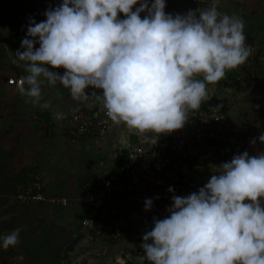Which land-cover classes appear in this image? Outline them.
Returning <instances> with one entry per match:
<instances>
[{"label": "crops", "instance_id": "0c3cea01", "mask_svg": "<svg viewBox=\"0 0 264 264\" xmlns=\"http://www.w3.org/2000/svg\"><path fill=\"white\" fill-rule=\"evenodd\" d=\"M27 1L18 0L15 6L22 21L39 25L35 30L9 32L0 25L5 30L0 29V38L7 41L0 51V71H19L15 84L22 92L0 95V264H121L129 260L126 249L133 235L154 222L145 203L138 197L116 202L119 225L128 232L119 244L81 231L80 221L95 184L122 163L134 145L141 127L137 117L151 119L154 91L177 59L158 48L153 22L125 13L118 1L108 7L102 22L85 14V6H90L85 1L32 0L23 5ZM172 3L179 23L199 38V52L193 55L202 84L198 105L218 109L223 99H233L236 106L228 116L248 125L249 134L239 140L247 143L252 136L255 142L247 143L248 155L256 157L263 148L259 138L264 133V68L259 66L257 75L244 76L230 88L215 80L216 71L231 75L241 67L231 70V59L220 55L219 44L232 35L223 26L244 34V0ZM34 6L40 15L26 14ZM212 58L214 65L207 66ZM201 76L207 79L201 81ZM84 109H108L115 119L102 135L69 137L71 115ZM189 157L194 162L185 166L193 192L185 212L190 217L194 212L190 220L195 229L186 240L163 244L160 264H197L194 259L207 245L204 230L220 232L217 223L223 216L215 204L231 180L215 175L217 166L210 162L231 161L214 153L209 144L192 140L185 158ZM32 175L40 177L45 194L63 196L66 204L18 205L15 195ZM131 176L136 180V172ZM195 191L200 192L197 199Z\"/></svg>", "mask_w": 264, "mask_h": 264}, {"label": "built area", "instance_id": "2783aa9c", "mask_svg": "<svg viewBox=\"0 0 264 264\" xmlns=\"http://www.w3.org/2000/svg\"><path fill=\"white\" fill-rule=\"evenodd\" d=\"M90 4L89 17L103 21L108 15V7L120 2L123 11L131 16L153 22L157 29V46L169 57L177 59L172 67L160 78L154 91V106L148 122L137 119L141 124L135 143L128 151L124 162L110 173L102 176L88 195V208L80 221V230L90 232L97 238L119 244L128 232L119 225L116 202L129 198H140L154 217V222L146 230L133 235L128 246L135 262L121 264H158L160 247L172 240H186L192 235L195 224L188 216V196L193 187L189 186L185 162L190 140L197 143L215 142L246 160L249 147L255 139L249 136L247 143L240 142L239 136L249 134L244 120L232 121L228 111L236 106L233 99H223L220 108L204 109L196 101L199 64L193 55L199 52L197 35L187 29L174 14L172 0H78ZM230 55L241 58V67L231 79L221 76L222 87L230 88L244 76L257 71L259 51L256 44L246 40L241 34H232L221 45ZM241 53V54H240ZM199 86H202L200 83ZM191 95V96H190ZM115 119V113L108 109L101 112L78 111L71 115L72 128L69 137L102 135ZM264 148V133L259 138ZM236 166L224 163L215 167V172L228 173ZM136 172V180L131 175ZM244 187L237 188L233 195L244 193ZM222 188L216 208H224L223 201L230 194ZM235 195V196H236ZM18 205L47 204L63 206L67 200L63 196L47 195L38 175H32L15 195ZM230 201L238 212L239 207ZM226 208V207H225ZM239 216V212L236 213ZM192 222V225H191Z\"/></svg>", "mask_w": 264, "mask_h": 264}, {"label": "rangeland", "instance_id": "374dc122", "mask_svg": "<svg viewBox=\"0 0 264 264\" xmlns=\"http://www.w3.org/2000/svg\"><path fill=\"white\" fill-rule=\"evenodd\" d=\"M17 1L18 0H0V19L2 21L0 25H3V27L6 26L9 32L26 30L28 28L29 30H35L36 27L39 26L36 22L27 24L28 22L22 21V14L17 6H15ZM27 4L31 5L32 0L23 3L25 6ZM34 8V10H26V14L40 15L39 9L35 6ZM26 25L29 26L26 28ZM3 27H0V29L4 32L5 30ZM222 30L233 34L229 28H224V26ZM243 35L246 40L258 46L257 48L259 49L260 56L257 71L252 74L257 75L256 73L259 72V66H261L260 70L264 68V0H244ZM10 38L12 37L10 36ZM225 41L226 40L219 44V46L221 47ZM6 42L5 39L0 38V51H3L5 47L4 43ZM221 49L219 48L221 52L220 55L222 56L223 54V57L231 59L227 64L230 65V68L232 67V71H237L241 64L239 57L230 55L227 51ZM211 65H214L213 58L207 61V66ZM217 65L221 67L224 64L218 62ZM18 72L19 71L15 68L10 71H0V95L22 93L15 84L16 78L21 74H18ZM22 73L25 76L27 75L26 72ZM215 74L217 75L215 80L216 78L221 80V76H227V74L225 75L223 71L219 70L216 71ZM204 79H207V76L206 78L202 77L201 81ZM3 80H12L14 83L13 85H6V83L4 85ZM261 151L264 153L263 148ZM262 152L257 154L256 157L247 155L246 162H243V168H240L237 162H230V164L237 165L235 170H228V173L220 174V177L226 179L230 178L231 180L228 188H225L230 190L231 193L229 196L241 186L244 187L245 190L244 193L241 194L242 197L239 196L240 194L225 197L223 201L224 208L218 209L223 216L217 223V229L220 230V232L215 233L208 231V229L204 230L208 233H204L206 235L204 241L207 245L202 246L196 259H194L197 261V264H264V159L263 157L260 158L263 154ZM219 160L220 159H217L210 163L216 164V166L220 164L224 165V163ZM241 160L244 159L241 158ZM215 175H217V173H215ZM230 201H233L232 203L235 205L237 204V207H239V216L236 215L238 212L234 210V207L232 205L229 206ZM225 230L226 232H223ZM126 250L129 254V262H135V259L129 253V249L127 248ZM158 264H160V259Z\"/></svg>", "mask_w": 264, "mask_h": 264}, {"label": "trees", "instance_id": "16d2710c", "mask_svg": "<svg viewBox=\"0 0 264 264\" xmlns=\"http://www.w3.org/2000/svg\"><path fill=\"white\" fill-rule=\"evenodd\" d=\"M84 3H86V2H84ZM85 6V5H84ZM87 9H89L88 10V12H85V14H89V12H90V6H85ZM96 30L97 29H94V32H96ZM197 35V34H196ZM241 35H243V34H241ZM244 36V35H243ZM197 39H198V42H199V38L197 37ZM241 54V53H240ZM239 60L241 61V58L239 57ZM235 74V73H234ZM234 74H231V75H227V77H229V78H233L234 77ZM217 81L218 82H220V80L217 78ZM197 82H198V88H200V86H199V84L201 83L200 81H199V78L197 79ZM191 96V95H190ZM204 109H207L208 107L207 106H202ZM84 112H91V110H87V109H84ZM210 145L211 146V150L212 151H214V153H216V154H219V152H220V155H222V156H224V158L226 159V160H229L228 162H237V165H239L240 166V168H243V162L245 163L246 161L245 160H241V157H239V156H237L236 155V153L234 152V151H232V150H230V149H226L224 146H222V145H217V143H215V142H206V145ZM226 150V151H225ZM184 162H194L193 161V158L192 157H189V158H184V160H183ZM123 162H124V160H123ZM239 162V163H238ZM120 164H122V163H120ZM119 164V165H120ZM235 164V163H234ZM118 165V166H119ZM236 165V166H237ZM192 166V163H190V167ZM199 194H200V192L199 191H195L194 193H193V196L197 199L198 197H199Z\"/></svg>", "mask_w": 264, "mask_h": 264}]
</instances>
